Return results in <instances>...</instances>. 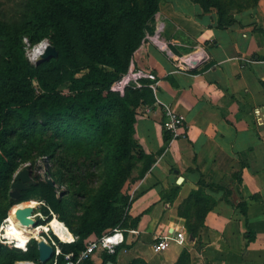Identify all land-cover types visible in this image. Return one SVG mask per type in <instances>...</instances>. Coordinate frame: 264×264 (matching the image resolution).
Returning <instances> with one entry per match:
<instances>
[{"label": "crops", "instance_id": "0c3cea01", "mask_svg": "<svg viewBox=\"0 0 264 264\" xmlns=\"http://www.w3.org/2000/svg\"><path fill=\"white\" fill-rule=\"evenodd\" d=\"M233 19L217 25L216 13L192 0L159 4L149 24L154 38L146 33L131 61L156 76L155 103L134 124L135 138L153 156L131 186L128 214L138 221L119 228L114 261L98 249L83 264H173L183 249L190 264H264V0ZM192 55L199 61L188 67L183 61ZM164 104L184 117L182 136L163 130ZM200 181L215 204L193 237L177 209ZM243 201L247 219L238 208ZM170 231H182V242L154 252V239Z\"/></svg>", "mask_w": 264, "mask_h": 264}, {"label": "trees", "instance_id": "16d2710c", "mask_svg": "<svg viewBox=\"0 0 264 264\" xmlns=\"http://www.w3.org/2000/svg\"><path fill=\"white\" fill-rule=\"evenodd\" d=\"M162 0H20L24 10L13 21L0 22V195L29 143L40 140L38 134L52 131L62 142H49L47 154L56 147L68 144L84 145L89 155L110 157L118 165L131 159L133 148L144 150L135 138L134 124L139 104L154 102L152 88L143 80L144 86L125 88L124 93L110 91L111 83L124 74L135 51L146 42L145 31L159 9ZM203 11L216 13L217 25L232 23L224 19L225 13L238 7L243 0H192ZM252 2L256 6L258 0ZM19 9V7L17 8ZM31 45L49 38L58 51L56 58L31 65L24 54L22 38ZM192 73L197 70H190ZM165 136V142L168 141ZM114 141L113 148L110 142ZM55 147V148H54ZM70 147V146H69ZM143 175L151 166L153 156L146 155ZM53 158H55L53 156ZM100 160V159H99ZM99 160L95 161L98 163ZM92 162L67 159L60 166L71 185L76 183L75 171L86 170ZM115 177L123 180L125 175ZM240 184L241 178L237 179ZM121 181H117L120 184ZM205 182L200 181L178 206L177 215L184 218L187 232L196 237L204 226V218L215 200L204 192ZM209 187H214L209 185ZM19 201L27 200L32 192L41 196L55 212L57 219L74 237L62 242L51 236L61 249L48 262L38 260L37 242L31 238L26 250L0 242V264H16L31 260L38 264H64L63 254L77 253L84 247V240L91 234L100 236L106 229L134 227L137 218L123 214L114 206L110 190L94 195L98 213L82 217L77 225L64 215L65 205L55 199L53 187L47 182L29 185ZM21 195V194H20ZM134 198V197H133ZM255 198V196H251ZM133 200V199H132ZM14 203V202H13ZM8 206L0 213V222L7 215ZM247 219V206L238 204ZM52 219L46 217L45 224ZM129 220V224H125ZM248 237V241L254 237ZM117 251L106 259L115 260ZM128 264H148L142 258H134ZM173 264H190L187 249H183Z\"/></svg>", "mask_w": 264, "mask_h": 264}, {"label": "rangeland", "instance_id": "374dc122", "mask_svg": "<svg viewBox=\"0 0 264 264\" xmlns=\"http://www.w3.org/2000/svg\"><path fill=\"white\" fill-rule=\"evenodd\" d=\"M251 5H253L252 2L243 0V3H241L240 6L233 7V9H231L229 12L225 13L224 19H226V21H230L231 17L233 18L235 14H240L255 8V6L251 7ZM24 6L25 5L21 3L20 0H0V22L13 21V18L19 16V14L24 10ZM18 7L19 9H17ZM232 22H234V19ZM149 24H151V21ZM149 24L145 34L148 33L150 36L152 34L149 32ZM22 43L24 45V54L26 59L31 65H35L37 58H33L34 49L42 43H45L46 45L48 43L51 44V41L47 37L42 39L39 43L31 45L27 37L24 36L22 38ZM37 136H40V140L29 143V149H27L22 154L20 159L16 161L17 165L14 171L9 176L6 184L3 185V189H1V191L4 192V195L3 197H1L2 194L0 195V213L4 210V206L7 205L8 208L6 210V217H8V215L10 216L11 211L17 208L19 205L24 204L29 200H34L37 201V204L34 207L33 212L40 213L33 217L35 226L38 223H43L44 220H46V217L51 215V212H53L56 216L58 215L57 212L47 205L48 203L45 202L41 196L34 192L27 196V200L19 201V198L22 197V192L28 191L27 189L29 186L25 190H18L12 188V183L15 181V177L20 171L29 169V180L33 181V184L39 185L43 182L48 183V181L53 183L50 186L53 187L55 199L62 201V203L65 205V218L73 222L75 225L79 223V220L82 217H90L98 213V209L94 203V195L102 190H110L114 192V206L123 214L129 216V208L131 207L133 197H135V195L131 192V186L133 185L134 181L140 177L147 158L146 155L148 154L144 152L145 156L142 155L143 157H140L137 151L139 148L135 147L133 148L131 159H126L118 165L112 161L110 157H106L105 159L103 157L95 158V156L89 155V153L87 154L86 152L88 151H85L86 149L84 150V145L80 143V146L68 144V147H54L55 149L53 150V154L48 155V143L52 141L62 142L63 137H55L53 132L50 130L45 131L43 134L37 133L36 137ZM110 144V148H113L114 141H111ZM53 156L55 158H53ZM67 159L76 160L77 162H81L83 160L86 163L92 162V164L86 170L83 168L81 171H75V174L78 177H76V183L74 185H71L70 182H67L69 177L67 176L64 169L60 166V164L64 163V161L66 162ZM97 160H99V162L95 163ZM119 168H123V170L120 171V176L125 175L123 180H121L119 176L115 177L117 172L119 174ZM119 180L121 183L117 184V181ZM14 190L21 194L18 198L11 196V192ZM129 222L130 221L127 220L125 224H129ZM21 226L24 232H26L27 229L29 230L32 228L29 223L21 224ZM43 237L46 238L45 235H43ZM43 237L38 235V238L36 239H43ZM8 245L13 246L12 244ZM34 263L38 264L36 262Z\"/></svg>", "mask_w": 264, "mask_h": 264}, {"label": "built area", "instance_id": "2783aa9c", "mask_svg": "<svg viewBox=\"0 0 264 264\" xmlns=\"http://www.w3.org/2000/svg\"><path fill=\"white\" fill-rule=\"evenodd\" d=\"M146 37L152 40L154 38L153 36H149V35ZM156 41L158 40L156 39ZM161 46L165 48L166 44L163 43L161 44ZM198 61L199 60H197L194 57V55H192V56H189L187 59H185L183 62L186 66L193 67L197 64ZM143 80H148L149 83L147 85L150 88H153L154 82L156 81V76L150 70L134 67L131 62L127 71L124 74H122L118 79L114 80L111 83L110 91L122 95L127 86H130V85H132L133 87L144 86L142 82ZM152 104L141 102L139 106L136 108V114L141 115V116H147L151 111ZM162 112H163V121H162L163 130H165L170 135V138H177L179 136H182L183 134L181 133V128L183 127L184 117L167 104L163 105ZM36 213H34L35 215L33 217L40 214L39 212L37 214ZM51 216L52 218H57V216L53 212H51ZM8 218H9V215L8 217H5L0 223V242L5 243V244L7 243L12 244L13 247H16L15 243L10 242L9 239L6 238V228L5 227L8 226V221H7ZM41 225L42 224H37L36 226H33V228L38 229L39 227H41ZM51 233L55 235L50 230L41 229L38 231V235H41L42 237L43 235L46 236V238L43 237V239L53 246L54 256H57L58 254L61 253V249L56 243V241L53 239V237L51 236ZM184 235L185 234L182 231H177V232L170 231L154 239V241L151 243V249L154 252L161 253L169 247L171 241H176L177 243H181L185 237ZM31 238L36 239L33 234H30L29 240ZM73 240H74V237L72 238L71 241ZM71 241H68V242H71ZM122 241H123L122 229H119V228H113V229L104 231L102 232L100 236L92 234L91 236L87 237L84 240V247L81 250H79L77 253L67 252L63 254L64 264H83L98 249L105 250L107 253L113 254L116 250V247ZM62 242H65V241H62ZM26 248H27V245L25 249H21V250L25 251ZM55 262L56 261H54L53 264H55Z\"/></svg>", "mask_w": 264, "mask_h": 264}, {"label": "bare ground", "instance_id": "6f19581e", "mask_svg": "<svg viewBox=\"0 0 264 264\" xmlns=\"http://www.w3.org/2000/svg\"><path fill=\"white\" fill-rule=\"evenodd\" d=\"M46 46L45 43L37 46L33 51V58H38ZM36 202L37 201L29 200L11 211L7 220L8 226L5 227L6 238H8L10 242L15 243L17 248L25 249L30 234L38 238V231L42 229L52 231L62 241H68L70 234L67 231V227L61 221L57 220V218H52L47 224H42L38 229H33L31 220H33V216L35 215L33 210L37 204ZM25 223H29V225L32 226V228L29 230L27 229L26 232L23 231L21 226V224ZM40 240L44 239L41 238L38 241Z\"/></svg>", "mask_w": 264, "mask_h": 264}, {"label": "water", "instance_id": "95a60500", "mask_svg": "<svg viewBox=\"0 0 264 264\" xmlns=\"http://www.w3.org/2000/svg\"><path fill=\"white\" fill-rule=\"evenodd\" d=\"M58 56V51L55 48V46L51 45V44H47L46 48L44 49V51L40 54V56L37 58L36 60V64L42 62V61H47L51 58H56ZM28 176H29V169L26 170H22L20 171L16 177H15V181L12 183V188L13 189H18V190H25L28 186H26L24 184V182H27L28 180ZM33 181H30L29 185L33 184ZM49 185H52L53 183L48 181ZM20 195L19 192H17L16 190L11 192V196L14 198H18ZM32 221V225H34V220ZM37 242V250H38V260L41 263H46L48 262L52 256L54 255V249L53 246L46 242L45 240H36ZM68 242V241H65ZM16 264H35L32 261L29 260H23V261H18L16 262ZM106 264H114L113 262H107Z\"/></svg>", "mask_w": 264, "mask_h": 264}, {"label": "flooded vegetation", "instance_id": "af4514ba", "mask_svg": "<svg viewBox=\"0 0 264 264\" xmlns=\"http://www.w3.org/2000/svg\"><path fill=\"white\" fill-rule=\"evenodd\" d=\"M30 181H31V180H29V176H28V180H27V182H24V184H25L26 186H29Z\"/></svg>", "mask_w": 264, "mask_h": 264}]
</instances>
